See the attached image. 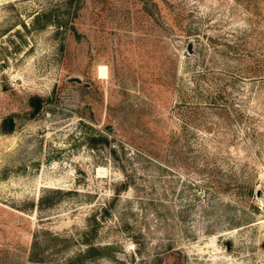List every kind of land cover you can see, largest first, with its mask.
<instances>
[{
  "label": "rangeland",
  "instance_id": "rangeland-1",
  "mask_svg": "<svg viewBox=\"0 0 264 264\" xmlns=\"http://www.w3.org/2000/svg\"><path fill=\"white\" fill-rule=\"evenodd\" d=\"M0 264H264V0H0Z\"/></svg>",
  "mask_w": 264,
  "mask_h": 264
},
{
  "label": "trees",
  "instance_id": "trees-1",
  "mask_svg": "<svg viewBox=\"0 0 264 264\" xmlns=\"http://www.w3.org/2000/svg\"><path fill=\"white\" fill-rule=\"evenodd\" d=\"M31 101L35 104V99L34 98H32ZM96 141L106 142V139L104 137H102V136H99V135L91 136L89 138L90 145H94V142H96ZM91 248L94 249L93 247H91ZM30 257L32 259H37L36 256L34 255V252L32 251V249L30 251Z\"/></svg>",
  "mask_w": 264,
  "mask_h": 264
},
{
  "label": "flooded vegetation",
  "instance_id": "flooded-vegetation-1",
  "mask_svg": "<svg viewBox=\"0 0 264 264\" xmlns=\"http://www.w3.org/2000/svg\"><path fill=\"white\" fill-rule=\"evenodd\" d=\"M35 104H37V100L35 99Z\"/></svg>",
  "mask_w": 264,
  "mask_h": 264
}]
</instances>
